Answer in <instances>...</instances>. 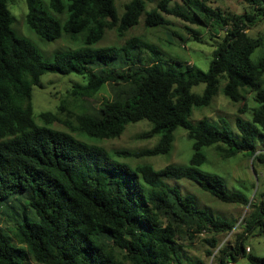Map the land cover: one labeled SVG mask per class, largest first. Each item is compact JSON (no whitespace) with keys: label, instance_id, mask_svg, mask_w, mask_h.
Masks as SVG:
<instances>
[{"label":"trees","instance_id":"trees-1","mask_svg":"<svg viewBox=\"0 0 264 264\" xmlns=\"http://www.w3.org/2000/svg\"><path fill=\"white\" fill-rule=\"evenodd\" d=\"M10 1L0 0V213L9 222L7 228L0 226V264H207L181 256L184 245L201 236L209 264H234L239 258L264 264V257L252 255L244 244L252 236L264 237V200L252 203L228 193L219 176L200 170L208 147L222 161L241 154L251 160L253 171L264 167V55L252 59L264 40L246 33L264 17V0H241L251 11L235 16L220 9L211 13L198 0H180L183 11L161 0L146 13L148 0H130L121 15L115 0H25L24 21L41 41L62 36L76 41V48L54 54L51 63L14 32ZM144 13L150 29L169 25L164 14L204 28L207 19L218 23L223 36L207 71L167 69V63H180L163 62L160 48L138 37L120 47L95 49L107 31L125 39ZM48 74L81 78L69 92L76 100H91L106 85L116 90L90 113H70L62 102L56 112L36 116L33 92ZM220 81L231 103H243L238 113L249 115L236 121L238 138L224 118L213 124L188 121L194 109L213 101ZM200 84L202 93H192ZM247 95L251 108L244 102ZM140 121L151 124L140 139L159 137L152 149L108 152L78 139H115ZM179 128L191 141L187 166L155 170L120 162L168 154ZM168 177L190 180L221 203L248 208L233 244L220 245L219 239L235 222L197 209L190 196L162 180Z\"/></svg>","mask_w":264,"mask_h":264},{"label":"rangeland","instance_id":"rangeland-1","mask_svg":"<svg viewBox=\"0 0 264 264\" xmlns=\"http://www.w3.org/2000/svg\"><path fill=\"white\" fill-rule=\"evenodd\" d=\"M130 0H115L116 8L119 15L124 10V5ZM161 0H148L145 5V13L149 12ZM200 3L208 7V11L215 12L220 9L226 15H242L251 11V8L241 0H198ZM43 7V6H41ZM171 9L183 11L180 0H171L169 3ZM178 7V8H177ZM8 8L13 18L12 28L18 37L30 41L38 50L43 60L47 63L52 62L53 55L64 52V49L70 50L76 48V41L71 40L68 36H62L61 39L50 43L41 41L34 33H32L24 21L27 13L25 0H11ZM145 13L141 16L139 25L128 30L125 39L119 40L115 31H107L104 38L95 46V49H103L108 47H120L124 40L130 37H138L143 41L155 45L162 51L160 58L166 61L167 58H173L180 63L172 65L167 63L166 68L172 71H183L185 66H194L195 71H207L208 64L212 59V51L216 42H219L223 36V28L210 19H207L208 27H199L192 25L180 18L172 15H165L164 18L169 22L166 28H146L144 26ZM212 13V12H211ZM203 16V14H201ZM250 37L260 36L264 40V17L255 23L253 27L246 30ZM182 38L184 41H180ZM145 57V54H143ZM264 55V42L258 47L252 55V59L256 60ZM42 86L35 88L33 92L32 104L34 114L37 116L42 112H56L58 106L64 102L66 110L70 113L93 112L100 104L113 96L116 90L115 86L106 85L91 100H76L70 95V89L75 83H82L81 78L74 75L58 76L44 75L41 78ZM224 81H220L218 85V93L213 101L204 108L194 109L188 121L192 124L206 119L209 123L216 122L220 118H224L228 123L230 134L238 138L236 129V121L238 119L246 120L249 118L247 113H238L241 104L231 103L223 94L222 87ZM204 85L200 84L193 87L191 92L201 94ZM248 108L254 106L252 97L246 96L244 101ZM61 119L66 120L65 116ZM54 129L67 130L61 124H54ZM151 128V124L147 121L129 124L120 137L109 140L89 139L86 136L79 135V140L87 142L90 145H96L108 152L114 150H127L131 152H139L155 147L159 141V137L150 139H140V135ZM206 156L205 163L200 167L204 173L219 176L225 184L228 193H240L244 195L248 201L252 203L264 200V167L255 166L254 171L251 167V160L245 155H236L232 159L222 161L220 153L214 147L203 149ZM192 155L191 141L187 138V133L183 129H177L174 132V142L171 151L166 155H158L154 157H145L139 159H120L121 163L130 165L131 167L140 165H150L155 170H159L166 165L187 166ZM165 183L170 187L176 188L181 195L190 196L193 199L197 209L204 211L210 216H219L229 222H235V228L228 235L221 236L219 241L222 244H233L237 235L242 231L243 218L248 212V208L236 205H227L221 203L201 191L198 186L187 179H176L173 177L163 178ZM9 222L5 221L0 213V226L7 228ZM204 236L196 240L192 245H184L181 256L183 259H200L207 264L210 263L205 258L206 244L203 242ZM245 246L250 249L252 255L264 257V237L252 236L245 241ZM234 264H248L245 258H239Z\"/></svg>","mask_w":264,"mask_h":264},{"label":"built area","instance_id":"built-area-1","mask_svg":"<svg viewBox=\"0 0 264 264\" xmlns=\"http://www.w3.org/2000/svg\"><path fill=\"white\" fill-rule=\"evenodd\" d=\"M247 252H249V249H246Z\"/></svg>","mask_w":264,"mask_h":264}]
</instances>
